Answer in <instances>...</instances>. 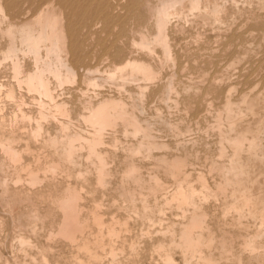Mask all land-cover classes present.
<instances>
[{
	"label": "bare ground",
	"instance_id": "obj_1",
	"mask_svg": "<svg viewBox=\"0 0 264 264\" xmlns=\"http://www.w3.org/2000/svg\"><path fill=\"white\" fill-rule=\"evenodd\" d=\"M35 3L36 0H32V4ZM19 7V0H0V68H2L0 70L5 71L6 74L9 73V77L0 75V96H2L1 101L5 105H9V110L13 114H10L12 116L10 117L13 118L10 122L17 121L20 116L19 126H31L34 137L43 131L45 125L52 130L55 128L63 131L67 138L65 146H67V153L70 156L68 158H71L72 153L76 151H85L87 158L95 157L96 169L92 170L94 171L93 178L96 183H102L101 186L105 183L103 182L105 176L109 175V172L111 173L107 167L112 165H108L107 154L105 155L106 152L104 153L102 149L113 147L115 150L119 144H128L131 157L127 156L130 158L128 164L126 163L127 174L138 178L144 173H141V170L145 168L149 179L147 193L149 194L151 214L149 215L150 223L148 222L149 229L146 233L148 232L150 237L148 238L156 243L159 258L164 264H264V0H46V5L41 6L33 15L22 12ZM65 90L68 92L64 93ZM27 102L34 103L32 108L30 106V109L26 108ZM2 109L3 105H0V111ZM7 122L9 121H4L5 124ZM5 124L3 125L1 122L2 126ZM9 126L11 125L9 124ZM8 127L5 128L8 129ZM21 130L23 131V128ZM3 131L5 132V130ZM45 133L47 134V132ZM45 135L41 134V136ZM53 135L51 134L54 137L51 139L56 140L55 134ZM45 137L48 140V137ZM61 137L59 135V139ZM5 138L6 142L0 138V154L3 152L5 155L7 154L11 162H21L20 148L16 142L14 143L13 138ZM62 138L64 139V137ZM21 140L24 143V139ZM20 143L18 142L22 146ZM25 147L28 150L33 148L28 142ZM50 147L52 146L50 145ZM121 147L125 148L124 145ZM126 148L123 150L124 152ZM22 150H25L24 147ZM34 151L33 153L36 154L37 148ZM42 152H40L41 155ZM126 152L128 154L127 150ZM48 155L50 156L49 153ZM54 155L56 157V154ZM139 156L141 159L138 158ZM40 158L43 159L42 156ZM44 158L46 159V157ZM79 158L77 159L79 160ZM87 158L82 159L87 160ZM37 159H39L38 156ZM86 160L83 162H86L87 165L88 160ZM75 161L76 158H74ZM32 163L29 164L32 165ZM118 163L120 162L118 161ZM26 167L27 179L32 186H35L43 178L41 177L42 173L40 176V171L35 170L37 168L30 169L28 164ZM69 167L71 168V166ZM52 168L51 172L56 169L55 166ZM7 169L4 167L2 171ZM10 171L8 172L10 173ZM15 171L17 172V170ZM53 172L55 171L53 170ZM57 174L55 173V175ZM67 176L62 178L66 179ZM68 177L72 179L70 176ZM76 177L78 178V175ZM1 178L0 180H2ZM53 181L56 182L58 179ZM88 181L86 185H90ZM123 181L125 182L124 178ZM49 183H51V179ZM51 185L49 184L48 187ZM70 185L66 189L63 187L65 192L64 195L61 194L63 197L60 201L54 200L59 202L57 205L62 211V220L60 219L61 223L57 233L72 242L79 240L83 247H87L91 241V236L88 233L93 230V225L97 229L98 237L96 239L103 238L105 220L102 218L107 215L103 214L102 217L96 211L98 202H95L96 209L92 210L91 208V218L83 221L82 212L79 211L81 192L77 187ZM6 186L9 189L8 185ZM85 187L80 188L86 189ZM104 187H106L105 184ZM45 189L47 192L48 189ZM55 189L53 190L55 191ZM7 190L5 188L3 192L1 191L3 194H0V202H4L5 205L7 203L6 206H9L8 204L11 202L8 199L10 196L6 194ZM12 190L9 192L10 195ZM34 193L33 195H36ZM13 195L15 194L13 193ZM39 195L42 196V194ZM31 196L27 197L31 198ZM17 197L15 195L14 199ZM38 197L40 196H37V199ZM18 201L17 199L10 204L12 205L10 208L12 212H10L13 213L10 215L13 221L11 226L17 228V230L14 229L16 232L12 233H16L19 240L16 242L23 246V250L24 245L26 246L32 238L26 237L20 232L22 230H18L24 226V220L18 215L19 209H21ZM33 202L32 206L35 204ZM41 202L44 203L43 200ZM92 202L93 200H91ZM137 202L139 201L137 200ZM43 207L42 205L41 208ZM136 207L139 208L138 205ZM88 208L90 209V207ZM5 209H2L3 212ZM10 209L8 208V210ZM135 209H133L134 212ZM166 209H170L174 217L173 223L178 224L177 228L173 225H168V228L162 226L161 214H166ZM102 211L105 213L103 208ZM113 211L112 213H114ZM85 213L87 212L85 211ZM127 214L129 213L127 212ZM30 215L33 217L32 214ZM133 216L129 215L130 218ZM7 219L10 220V218ZM28 219L30 220V217ZM31 219L34 220V218ZM45 219L48 218L45 217ZM40 220L38 221L40 222ZM43 221L42 223H45ZM120 221L117 219V221L113 220L109 224L107 223V234L110 238L118 237L116 235L120 234L116 228V224ZM162 221L164 222L163 219ZM35 222L32 224L35 225L37 223ZM27 223L25 222L26 225ZM123 223L126 224V222ZM123 223L121 222V224ZM4 224V220L0 219L2 231L5 230ZM35 226L37 227V225ZM170 226L174 228L171 229ZM38 230L44 231L41 228ZM131 231L133 230L131 229ZM51 235L52 233L47 236ZM130 235H132L131 232ZM120 237L122 238V236ZM48 241L50 242V240ZM57 242L56 240L55 243ZM79 244L78 242L77 246ZM139 245L138 242V247ZM27 246H31V244ZM67 246L70 248V245ZM19 250L21 252V249ZM75 250L76 246L74 252ZM3 252H0V264H3V260L6 259L2 257L4 254L1 253ZM26 252L25 250V254L30 258L35 256ZM114 253L113 248L109 254L113 256ZM10 254L13 255L12 249L9 256ZM16 254L13 257H16ZM21 255L18 259L16 257V262L13 264H22L19 260ZM111 255L110 257H112ZM70 257L72 258V256ZM75 258L77 257L75 256ZM26 262L28 264V261ZM111 262L113 263L112 260ZM29 263L31 264V262ZM82 264H94V262L82 261Z\"/></svg>",
	"mask_w": 264,
	"mask_h": 264
},
{
	"label": "rangeland",
	"instance_id": "obj_2",
	"mask_svg": "<svg viewBox=\"0 0 264 264\" xmlns=\"http://www.w3.org/2000/svg\"><path fill=\"white\" fill-rule=\"evenodd\" d=\"M39 3V4H38ZM38 4V5H37ZM40 5V6H39ZM46 5V0H36V3L35 4H32V0H28V1H26V0H19V8L21 9V11L22 12H24V13H26V12H28V14H34V13H36L37 12V10L41 7V6H45ZM29 9V10H28ZM0 69H2V68H0ZM3 70H0V75H2L3 74V76H7V77H9V73L7 72V74H6V72L5 71H3ZM4 74H6V75H4ZM6 77V78H7ZM24 90V89H23ZM60 92H62V91H60ZM66 92H68V91H64V93H66ZM22 93H23V91H22ZM68 94V93H67ZM66 94V95H67ZM65 95V94H64ZM1 97L2 96H0V105H3V109H5L7 112H4L3 111V109H2V111H0V121L2 122V124L4 125L5 123H4V121L6 122V121H11V119H13V118H11L12 116L11 115H13V114H11V111L9 110L10 109V107H9V105L7 104V105H5V103L3 102V101H1L2 99H1ZM3 102V103H2ZM32 103V104H31ZM27 106H26V108L27 109H30V107L32 108V106L34 105V103L33 102H27ZM6 106V107H5ZM8 106V107H7ZM30 106V107H29ZM5 107V108H4ZM8 108V109H7ZM3 113V114H2ZM3 115V117L1 118V116ZM5 114V115H4ZM8 114V115H7ZM11 114V115H10ZM11 116V117H10ZM7 117V118H6ZM10 117V118H9ZM21 117L19 116V119H20ZM19 119L17 120V121H15V120H13L12 122H14L13 124H15V125H13L12 124V122H7L6 124H8V125H6L5 124V126H2L1 125V122H0V127H1V132H0V138H1V140L2 139H4V140H2L3 142H6L7 140H6V138L5 137H10L11 139L13 138L14 139V143L16 142V144L18 145V148H20L19 150H21L20 152V155H22L21 157V162L19 161V162H11V160H10V158L8 157V155L6 154H4V152L2 153V154H0V178H1V175L3 176L1 179L3 180V181H6L7 182V184H6V182H3L2 180H0V181H2L1 183H0V194H3L2 192L5 190V188H6V190L8 189L7 188V186L6 185H8V187H9V191H8V193H7V191H6V194H7V196H10V197H8V199L10 200V202L11 203H14V201L15 200H19L18 202H20V208L21 209H19V211H20V213L18 214L19 216H20V218L22 219V220H24V228L22 227V229L20 228V229H18V230H22V231H20V232H22V234L23 235H25L26 237H29V238H32V240L30 239V242H32V243H28V244H26V246L24 245V249L27 251L26 253L27 254H29V255H35V256H32L31 258H30V256H28V255H26L25 254V250L23 249L22 250V248H23V246L22 245H20V243L19 242H16V241H19L18 240V238L16 237V233L15 234H13L14 232H16V230H17V228H13L14 226L12 225L11 226V224H13V221L11 220V216L10 215H13V213H11L12 211H11V206L12 205H10L11 203H9L8 205L9 206H6L7 205V203H6V205H5V203L3 202V203H1L0 202V210H2V209H5V208H7V209H5L4 210V212H3V210H2V212L0 213V215H2V216H0V219L3 221L4 220V227L3 228H5V230L3 229V231H2V228L0 229V231H2V232H0L1 233V238H0V252H3V250H4V252L3 253H1V254H4L2 257H3V259H4V257L7 259V261H6V259H4L3 260V264H8V262L10 261V264H13V263H15L16 262V257H17V259H18V257L20 258V255H21V259H19V260H21V263L23 264V263H25V264H27V262L26 261H28V264H30L29 262H31V264H35V263H37V264H82V261H84V262H87V261H91V262H94V264H115V263H117V264H121V262H122V264H162L163 263V261L161 260V258H159L160 256H159V253H158V249H157V247H156V243L154 242V240H151V239H149L150 237H149V235L146 233V231L149 229V224H148V222L150 223V219H149V215L151 214L150 212V200H149V194L147 193L148 192V189H149V182H148V176H147V173H146V170H144L145 168H143V170H141V173H143V174H141V176L139 177L138 176V178L136 177V176H134V175H130V174H127V168H126V166H127V164H128V159H130V158H128V157H131L130 155H131V153H130V151H129V147H128V144H125V143H122V144H119V146H117V147H119V148H115V150H114V148L112 147H109V148H103L102 149V151L105 153V155L107 156V161H108V165L109 164H112V165H110V166H108L107 167V170L109 171H111V173L109 172V175L107 174L106 176H105V180H103V182H105V183H103V186H101L102 185V183L101 184H98V183H96V181L94 180L95 178H93L94 177V171H95V169H96V159H95V157L94 156H92V159H91V157L90 158H87V156H86V152L85 151H76V152H73L72 153V155H71V158H68V157H70L69 156V153H67L68 151H67V146H65L66 145V140H67V138L65 137V134H64V132L63 131H61L60 129H55V128H53V130H52V128L50 129V128H48V126L47 125H45L44 126V129H43V131H41V133L38 135V136H36L37 137V139H35L36 137H34L33 136V134H32V131H31V126H29V125H27V127H20L19 126ZM15 122H17V123H15ZM9 124L11 125V126H9ZM18 125V126H17ZM9 126V127H8ZM13 126V127H12ZM16 126V127H15ZM8 127V129H9V131H7L8 129H6V128ZM18 127V128H17ZM19 127H20V129H19ZM3 128H5V129H3ZM16 128V129H15ZM23 128V131L21 130ZM26 128H27V131H26ZM47 128V129H46ZM54 129H55V131H57V132H55L54 131ZM3 130H5V132L3 131ZM14 132H13V131ZM29 130V131H28ZM47 130H49V131H47ZM7 131V132H6ZM11 131V132H10ZM17 131V132H16ZM22 131V132H21ZM51 131V132H50ZM63 133H61V132ZM45 132H47V134H49V135H47ZM49 132V133H48ZM13 133V134H12ZM17 133H19V134H17ZM25 135H24V134ZM26 133H28V134H26ZM44 133V134H43ZM6 134V135H5ZM8 134H10V135H8ZM41 134L42 135H45V136H47L48 138V140H46V137L45 136H41ZM51 134L53 135V134H55V138H56V140L55 139H51V138H54V137H52L51 136ZM2 135V136H1ZM59 135H60V137L62 136V137H64V139L62 140L61 138V140L59 139ZM64 135V136H63ZM5 136V137H4ZM49 136H50V138H49ZM54 136V135H53ZM58 136V137H57ZM3 137V138H2ZM24 137V138H23ZM20 140H19V139ZM66 138V139H65ZM21 139H24V143H23V140H21ZM29 139H30V141H29ZM39 139V140H38ZM50 139V140H49ZM0 140V141H1ZM17 140H18V142L24 147V149L26 150L27 148L25 147L26 146V142H28V144L30 145V147L32 148H34V150H36V148H37V151H36V154L38 153V151H39V153L40 152H42V151H44V150H46V151H44V152H42V155H41V153L39 154H34L33 152H35L34 150H33V148L31 149V150H33V152H31V150H22L23 149V147L22 146H20L19 144H18V142H17ZM28 140V141H27ZM37 140V141H36ZM44 140V141H43ZM58 140V141H57ZM36 141V142H35ZM42 141V142H41ZM46 141V143H44ZM50 143H49V142ZM3 142H1V143H3ZM31 142V143H30ZM35 142V143H34ZM38 142V143H37ZM52 142H53V144H52ZM55 142H56V144H55ZM61 142V143H60ZM49 143V144H48ZM43 144H45V145H43ZM56 146H55V145ZM50 145L52 146V147H50ZM62 145V146H61ZM125 146V148H126V150L128 151V154H127V152H126V150H125V152L123 151L125 148H123V147H121V146ZM0 147H1V145H0ZM45 149H44V148ZM55 147H56V149H55ZM60 147V148H59ZM64 147V148H63ZM41 148H42V150H41ZM40 149V150H39ZM49 149V150H48ZM63 149H65V150H63ZM105 150V151H104ZM121 152H120V151ZM23 151V152H22ZM25 151V152H24ZM28 151H30L29 153H28ZM50 151V152H49ZM54 151V152H53ZM107 151H109V152H107ZM116 151H118L117 152V156H116ZM1 152V151H0ZM27 152V153H26ZM51 152H53V153H51ZM61 152H63V153H61ZM45 153V154H44ZM48 153L50 154V156L48 155ZM66 153V154H65ZM4 154V155H3ZM28 154V155H27ZM34 154V155H33ZM54 154H56V157H55V155ZM3 155V156H2ZM25 155V156H24ZM29 157H27V156ZM33 155V156H32ZM36 155V156H35ZM40 155V156H39ZM44 155V156H43ZM47 155V156H46ZM57 155H58V157H57ZM82 157H81V156ZM125 155H126V157H125ZM24 156V157H23ZM37 156L39 157V159H37ZM42 156V158L43 159H41L40 157ZM72 156H74L73 158H72ZM80 158H79V157ZM83 156H85V157H83ZM112 156H114V157H112ZM116 156V157H115ZM128 156V157H127ZM44 157H46V159L44 158ZM47 157H48V159H47ZM55 159H53V158ZM125 157V158H124ZM4 160H2V159ZM5 158H6V162H5ZM9 158V159H8ZM29 159V160H31V161H29V160H27V159ZM58 158V159H57ZM68 158V159H67ZM74 158H76V161L74 162ZM77 158H79V160L77 159ZM82 158H87V160L86 159H82ZM114 158V159H113ZM127 158V159H126ZM139 159H141V157L139 156L138 157ZM25 159V161H23ZM50 159H52L51 161H50ZM58 161H57V160ZM61 159V160H60ZM64 159V160H63ZM70 159V160H69ZM82 159V160H81ZM89 159H90V161H89ZM122 159H124V160H122ZM27 160V161H26ZM37 160H39V161H37ZM44 162H43V161ZM48 160V161H47ZM66 160H68V161H66ZM81 160V161H80ZM87 161V165H86V162H83V161ZM91 160H92V162H91ZM112 160H114L115 161V164H114V161H112ZM122 160V161H121ZM5 162V163H7L8 165H10V166H8L7 164H5V163H3V162ZM29 161V162H28ZM37 161V162H36ZM41 161V162H40ZM50 161V162H49ZM55 161H57V162H55ZM60 161V162H59ZM62 161V162H61ZM72 163H71V162ZM78 161V162H77ZM118 161L120 162V163H118ZM125 161V162H124ZM10 162V163H9ZM23 162V163H22ZM33 162V163H32ZM34 162H35V165H34ZM47 163L46 165L44 164V163ZM94 162V163H93ZM109 162H111V163H109ZM121 162H122V164H121ZM17 163V164H16ZM19 163H21V164H19ZM29 163H32V165L31 164H29ZM50 163H52V164H54V165H52V164H50ZM71 163V164H70ZM75 163H79V164H75ZM127 163V164H126ZM3 164V165H2ZM12 164V165H11ZM14 164H15V166H14ZM26 164H28L29 166H30V169H33V168H37V169H35V170H37V172H39L40 171V176H41V173H42V176L41 177H43L42 179H41V181L39 182V183H37L35 186L33 185L32 186V184H30L29 183V180L27 179V171H26ZM49 164H50V166H49ZM65 166H63V165ZM91 164V165H90ZM93 164V165H92ZM120 164V165H119ZM125 164V165H124ZM8 167V169H7V167ZM18 165H20V166H17ZM22 165V166H21ZM25 165V166H24ZM33 165H34V167H33ZM36 165H38V166H36ZM43 165H44V167H43ZM57 165V166H56ZM67 165H69V166H71V168L68 166L67 167ZM2 166V167H1ZM14 166V167H13ZM31 166H32V168H31ZM36 166V167H35ZM42 166V167H41ZM47 166V167H46ZM54 168V166L56 167V169H53L52 167ZM95 166V167H94ZM123 166V167H122ZM4 167H5V169H7V170H4V171H2L3 169H4ZM12 167V168H11ZM16 167V168H15ZM26 167V168H25ZM46 167V168H45ZM48 167H49V169H48ZM61 167V168H60ZM64 167V168H63ZM80 167V168H79ZM86 167H87V170H86ZM117 167V168H116ZM3 168V169H2ZM10 168H11V171H10ZM39 168V169H38ZM42 168H43V170H46V171H43L42 170ZM51 168L55 171V172H53V170H52V172H51ZM68 169V170H64V169ZM69 168H70V170H69ZM92 168V169H91ZM95 168V169H94ZM123 168V169H122ZM21 169V170H20ZM47 169H48V171H49V173H48V171H47ZM63 171H62V170ZM72 169V170H71ZM89 169H91V170H89ZM94 169V171H92ZM125 169V170H124ZM15 170H17V172L15 171ZM39 170V171H38ZM43 172H42V171ZM57 170V171H56ZM59 170H61V171H59ZM79 170V171H78ZM84 170V171H83ZM122 170H124V171H126V172H124V171H122ZM8 171H10V173L8 172ZM25 171V172H24ZM69 171V172H68ZM83 173H82V172ZM89 171V172H88ZM7 172H8V174H7ZM14 172V173H13ZM19 172H20V174H19ZM59 172V173H58ZM68 172V173H67ZM73 172V173H72ZM77 172V173H76ZM113 172V173H112ZM23 175H22V174ZM24 173H25V175H24ZM45 173V174H44ZM46 173H48L47 174V176H46ZM55 173L57 174V175H55ZM62 173H63V175H62ZM72 173V174H71ZM81 173V174H80ZM90 173V175H88ZM119 173V174H118ZM12 174H14V175H12ZM67 174H68V176H70L72 179H70L68 176H67ZM70 174V175H69ZM91 174H93V175H91ZM124 174V175H123ZM126 174V175H125ZM17 175V176H16ZM19 175L21 176L22 175V177H25V178H22V177H19ZM52 175V176H51ZM53 175H55V176H53ZM76 175H78V178L76 177ZM81 175V176H80ZM85 175V176H84ZM124 178V180H125V182L123 181V178L121 177V176ZM131 177H130V176ZM12 176V177H11ZM13 176H14V178H13ZM48 176H50V177H48ZM59 176V177H58ZM65 176H67L66 177V179H64L65 178ZM113 176V177H112ZM125 176V177H124ZM136 177L137 178V180H136V178L134 179V177ZM145 176H147V177H145ZM9 177V178H8ZM16 177V178H15ZM18 177V178H17ZM55 177V178H54ZM58 177V178H57ZM61 177V178H60ZM62 177H64V178H62ZM76 177V178H75ZM87 177H88V179H87ZM93 179H92V178ZM129 177V178H128ZM142 177H145V178H143L142 179ZM4 178V179H3ZM6 178V179H5ZM8 178V179H7ZM22 178V179H21ZM44 178H46L47 180L49 179V181H47L46 179H44ZM58 179V181H53V180H57ZM85 178H86V181H85ZM118 178V179H117ZM140 178V179H139ZM10 179H11V181H10ZM12 179H13V181H12ZM50 179H51V183H49L50 182ZM60 179V180H59ZM64 179V180H63ZM76 179V180H75ZM80 179V180H79ZM82 179V180H81ZM139 179V180H138ZM10 181V182H8V181ZM15 180V181H14ZM17 180V181H16ZM27 180H28V182H27ZM43 180H45V181H43ZM78 180V181H77ZM88 180H90V181H88ZM121 180V181H120ZM134 180H135V182H134ZM141 180V181H140ZM144 180H146V181H144ZM62 181H64V183H62ZM69 182V183H67V182ZM87 181H88V184L90 183V185H86L87 184ZM95 181V182H94ZM120 181V182H119ZM137 181V182H136ZM23 182H24V184H23ZM66 182V183H65ZM83 182V183H82ZM119 182V183H118ZM122 182H123V184H122ZM134 182V183H133ZM138 182H140L139 184H138ZM13 183H15V184H13ZM19 183H20V185H19ZM23 185H22V184ZM27 183H29V184H27ZM41 183H43L44 184V186H42L43 184H41ZM53 183V184H52ZM73 183V184H72ZM81 183H82V185H81ZM93 183V184H92ZM108 183H110V184H108ZM130 184V185H128V184ZM6 184V185H5ZM12 184H13V187H14V185H19V186H15V188H13L12 187ZM45 184H47V185H45ZM51 185V186H49L48 187V185ZM56 184V185H55ZM66 184H67V186H66ZM71 184V185H70ZM104 184H105V186L106 187H104ZM107 184V185H106ZM117 186H116V185ZM121 186H120V185ZM11 185V186H10ZM27 185V186H26ZM38 185H39V188H37L38 187ZM71 186V187H77L78 188V190L81 192V194L80 195H82L81 196V198H83V199H81L80 198V200H82V201H80L79 200V211H80V213H81V217H83V221L85 220H89L90 218H91V213H92V210H95L96 209V203L98 202V205H97V212L103 217V214H104V216H106L105 218L103 217L102 219L103 220H105V224L103 225V229H104V231H105V234L103 233V238L102 237H99V240L101 241V242H98L99 240L98 239H96L98 236L96 235V233H97V229H96V227L93 225V230L91 231V233L89 232L88 234H89V236H94L93 238H91L90 237V239H91V241L89 242V244H88V246L87 247H83V244H81V241H76V242H72L71 240H67V239H65L64 237H62L60 234H58L57 232H58V230H59V225H60V223H61V220H62V211H61V209H60V206L59 205H57V204H59V202L57 203L56 201L57 200H59L60 201V199H61V197H63L62 195H64V192H65V189L68 187V186ZM75 185V186H74ZM97 185V186H96ZM112 185V186H111ZM119 185V186H118ZM145 185V186H144ZM1 186H3V187H1ZM6 186V187H5ZM20 186H22V187H20ZM29 186H31L30 188H28ZM42 186V187H41ZM54 188H53V187ZM57 186V187H56ZM85 187L86 189H84V188H80V187ZM109 186V187H108ZM11 187V188H10ZM20 187V188H19ZM36 187V188H35ZM60 187V188H59ZM65 189H64V188ZM89 187V188H88ZM95 187V188H94ZM97 187H100V188H97ZM133 187V188H132ZM145 189H144V188ZM17 188V190H15ZM18 188H19V190H18ZM26 188H27V190L29 189V191H27L26 190ZM45 189V188H47L48 190H47V192H46V189L45 190H43V189ZM56 188V189H55ZM58 188V189H57ZM64 190H63V189ZM104 188H106L105 190H104ZM108 188V189H107ZM111 188V189H110ZM115 188V189H114ZM119 188V189H118ZM124 188V189H123ZM126 188V189H125ZM136 188V189H135ZM13 189V190H12ZM32 189V191H31V193H29L30 192V190ZM39 190V191H35V190ZM53 189H55V191L53 190ZM82 189H84V190H82ZM121 189V190H120ZM129 189H130V191H129ZM133 189H134V191H133ZM147 189V190H146ZM11 190L13 191L12 193H11V195H10V193L9 192H11ZM15 190V191H14ZM41 190H43V191H41ZM97 190V191H96ZM102 190V191H101ZM113 190V191H112ZM2 191V192H1ZM20 191V192H19ZM24 191V192H23ZM26 191V192H25ZM51 191H54V192H51ZM58 191H60L61 193H59ZM90 191V192H89ZM95 191V192H94ZM101 191V192H100ZM120 193H119V192ZM133 191V192H132ZM136 191V192H135ZM18 192V193H17ZM36 193V195L37 196H40V197H42L43 195H44V197H42L41 198V200H39L40 199V197H38V199H37V196L36 195H33V193ZM42 192H44V193H42ZM48 192H49V194H48ZM88 192V193H87ZM92 192V193H91ZM97 192V193H96ZM109 192V193H108ZM111 192V193H110ZM127 192V193H126ZM13 193L16 195V197H17V199L15 198L14 199V197H15V195H13ZM17 193V194H16ZM21 193H22V195H21ZM34 193V194H35ZM94 193V194H93ZM126 193V194H125ZM134 193V194H133ZM144 193V194H143ZM26 194H28V195H26ZM39 194H42V196L41 195H39ZM47 194H48V196H50L49 197V200H48V196H47ZM54 194H55V196H54ZM59 196V195H61L60 197H58L57 195ZM86 194H88V195H86ZM100 194H102V195H100ZM104 194H105V197H104ZM118 194V195H117ZM124 194V195H123ZM146 194V195H145ZM25 195V196H24ZM32 195V196H31ZM86 195V196H85ZM92 195V196H91ZM117 195V196H116ZM139 195H141V196H139ZM142 195H144L146 198H147V200H146V198L144 197V196H142ZM148 195V196H147ZM1 196V195H0ZM12 196V197H11ZM30 197L31 196V198H28V197ZM46 196V197H45ZM99 196V197H98ZM123 196H125V197H123ZM22 198V201H21V198ZM33 197V198H32ZM55 197V198H54ZM91 197V198H90ZM98 197V198H97ZM109 197V198H108ZM119 197H121V198H125V199H119ZM132 197V198H131ZM135 197V198H134ZM36 198V199H35ZM47 199V200H45V199ZM53 198V199H52ZM89 198V199H88ZM101 198H103L101 201H100V199ZM106 198H108L107 200H106ZM113 198V199H112ZM117 198V199H116ZM131 198V199H130ZM13 200V202H12V200ZM25 199V200H24ZM29 199H31V200H34V201H37V202H33V201H31V200H29ZM51 199V200H50ZM56 199V201H54ZM84 199H85V201H84ZM119 199V200H118ZM127 199H128V201H127ZM136 201H135V200ZM43 200V202L45 203H43L42 204V201ZM91 200H93V202L91 203ZM97 200V201H96ZM112 200H113V203H112ZM117 201V204H116V201ZM130 200H131V202L132 201H135V202H130ZM137 200L139 201V202H137ZM141 200V201H140ZM143 200V201H142ZM145 200V201H144ZM25 203H24V202ZM28 201V202H27ZM50 201H52L50 204H49V202ZM88 203H87V202ZM90 201V202H89ZM109 201V202H108ZM115 201V202H114ZM120 201H124V202H120ZM126 201L128 202V204L126 203ZM148 203H147V202ZM30 202V203H29ZM32 202H33V206H32ZM38 202H39V204H38ZM41 202V203H40ZM56 202V203H55ZM96 202V203H95ZM130 202V203H129ZM22 203V204H21ZM84 203H86V204H84ZM100 203V204H99ZM110 203V204H109ZM118 203H119V205H118ZM120 203H122V204H120ZM123 203H125V204H123ZM135 203V205H133ZM143 203V206H141V204ZM3 206H2V205ZM48 204V205H47ZM116 206H118V207H116ZM24 205V206H23ZM38 205V206H37ZM44 206L43 208H41V206ZM54 205V206H53ZM90 205V206H89ZM92 205V206H91ZM103 205V207H101ZM139 206V208L138 207H136V206ZM147 205H149V206H147ZM23 206V207H22ZM35 206H37V207H35ZM86 206V207H85ZM106 206H108V207H106ZM128 206V207H127ZM130 206V207H129ZM146 208H145V207ZM3 207V208H2ZM57 207V208H56ZM88 207H90V209L88 208ZM95 207V208H94ZM105 207H106V210H105ZM112 209H111V208ZM125 209H124V208ZM135 207H136V209H135ZM141 207V208H140ZM8 208L10 209V210H8ZM56 208V209H55ZM86 208V209H85ZM88 208V209H87ZM91 208H92V210H91ZM100 208V209H99ZM102 208H103V210H104V212L105 213H102L103 211H102ZM121 208H122V211H121ZM36 211H35V210ZM39 209V210H38ZM83 209V210H82ZM99 209V210H98ZM117 209V210H116ZM127 209H129L128 211H127ZM130 209H135V212H134V210H133V212H131L132 210H130ZM21 210H22V212H21ZM25 210V211H24ZM33 210V211H32ZM101 210V211H100ZM114 210V211H113ZM118 210H119V212H118ZM136 210H137V212H136ZM147 212H146V211ZM167 210V211H166ZM165 210V212H166V214L165 213H163V214H161V222H162V226L163 227H165V228H168V225H173V226H175V228H177L178 227V224H176L175 225V222L173 223V220H174V217H173V215L171 214V212H170V209L168 210V209H166ZM7 211L9 212L8 214H7ZM11 211V212H10ZM24 211V212H23ZM47 211H48V213H47ZM61 211V212H60ZM85 211L87 212V213H85ZM112 211L114 212V213H112ZM117 211V212H116ZM127 211L129 214H127V212L125 213V212ZM144 211H145V213H144ZM6 212V213H5ZM32 212V213H31ZM34 212V213H33ZM42 212V214H40ZM52 212H54V213H52ZM107 212V213H106ZM124 212V213H123ZM32 214V216L33 217H31V215L30 214ZM56 213H58V214H56ZM118 215H120V216H118ZM121 213H123L124 214V216H123V214H122V216H121ZM136 213H139V214H136ZM28 214V215H27ZM34 214V215H33ZM47 214V215H46ZM86 214H88L87 216H85ZM126 214V215H125ZM142 216H141V215ZM165 214V215H164ZM27 216L28 218L30 217V220L25 216V217H23V216ZM44 215V216H43ZM89 215H90V217H89ZM111 215H113L112 216V221L113 220H115V221H117V219H118V221H120V223H117L115 226H116V228L119 230H117L118 232H120V234H118V235H116V236H118V237H115V236H113V237H111L110 238V236H108V234H107V229H108V224H109V222H112L111 221ZM116 215V216H115ZM129 215L130 216H133L132 218H134L133 220H132V218H130L129 217ZM137 215V216H136ZM148 215V216H147ZM164 215V216H163ZM169 215V216H168ZM8 216V217H7ZM22 216V217H21ZM36 216V217H35ZM38 216V217H37ZM48 216V217H47ZM53 216H54V218H53ZM56 216V217H55ZM59 216V217H58ZM126 216V217H125ZM140 216V217H139ZM2 217H4V218H2ZM45 217L46 218H48V219H45ZM61 217V218H60ZM87 217H88V219H87ZM108 217V218H107ZM117 217V218H116ZM121 217H122V219H121ZM124 217V218H123ZM142 217V218H141ZM146 219H145V218ZM7 218H10V220L9 219H7ZM31 218H34V220L37 222L38 220H40V222H39V224H38V222L36 223L33 219H31ZM43 218V219H42ZM114 218H116V219H114ZM126 218V219H125ZM130 218V219H129ZM138 218V219H137ZM26 219H28V220H26ZM53 219H54V221H53ZM61 219V220H60ZM107 219V220H106ZM108 219H110V220H108ZM130 221H129V220ZM142 219V220H141ZM149 219V220H148ZM162 219L164 220V222L162 221ZM44 220V221H43ZM53 222H52V221ZM127 220H128V222H130L131 223V225H129L130 223H128L127 222ZM134 220H136V221H134ZM139 220V221H138ZM145 220V221H144ZM166 220V221H165ZM171 221V223H170V221ZM6 221V222H5ZM8 221H9V223H8ZM32 221V222H31ZM42 221L43 222H45V223H42ZM134 222V224H133V222ZM25 222L27 223V225L25 224ZM36 223L35 225H37V227L34 225V224H32V223ZM121 222L123 223V222H126V224H121ZM144 222V223H143ZM167 222V223H166ZM50 223H52V224H50ZM55 223H58V224H55ZM108 223V224H107ZM127 223H128V225H127ZM138 223H139V225H138ZM169 223V224H168ZM173 223V224H172ZM49 224V225H48ZM53 224H55V225H53ZM119 224V225H118ZM134 226H133V225ZM145 224V225H144ZM38 225H39V227H38ZM49 227H48V226ZM52 227H51V226ZM105 225H107V226H105ZM121 225V226H120ZM122 225H123V228H122ZM142 225V226H141ZM25 226H26V229H25ZM41 226V227H40ZM57 228H56V227ZM124 226H126V227H124ZM131 226V227H130ZM139 226V227H138ZM171 226L169 227V228H171ZM28 227V228H27ZM31 227H32V229H31ZM34 227H35V229H34ZM46 227V228H45ZM50 228V229H48V228ZM128 227H130V228H128ZM135 227V228H134ZM138 228V230H137V228ZM142 227H144V228H142ZM146 227V228H145ZM13 228V229H12ZM43 229L44 231H40V230H38V229ZM95 228V229H94ZM125 228V229H124ZM174 228V227H173ZM173 228H171V229H173ZM14 229H16V230H14ZM54 231V233H53V231ZM131 229L133 230V231H131ZM145 229V230H144ZM11 232H10V231ZM33 230V231H32ZM36 230H38L37 232H39V233H37L36 232ZM46 230V231H45ZM50 230V231H49ZM124 230H125V232H124ZM127 230V231H126ZM137 230V231H136ZM141 230H142V232H141ZM9 231V232H8ZM14 231V232H13ZM94 231V232H93ZM128 231H130L131 232V234L132 235H130V232H128ZM13 232V233H12ZM28 232V233H27ZM30 232H31V234H30ZM35 232V233H34ZM93 232V233H92ZM141 234H140V233ZM11 233V234H10ZM49 233V234H48ZM52 233V235L51 236H47V235H50ZM56 233V234H55ZM124 235H122V234ZM125 233H127L126 234V236H125ZM134 233V234H133ZM143 233V234H142ZM6 234V235H5ZM40 234V235H39ZM43 234V235H42ZM45 234V235H44ZM47 234V235H46ZM92 234V235H91ZM107 234V235H106ZM129 234V235H128ZM139 234V235H138ZM145 234V235H144ZM28 235V236H27ZM59 235H60V237H59ZM148 235V236H147ZM14 236V237H13ZM31 236V237H30ZM44 238H43V237ZM47 236V237H46ZM54 238H53V237ZM120 236H122V238L120 237ZM129 236H130V238H129ZM144 236V237H143ZM39 238V239H36V238ZM115 237V238H114ZM139 237H140V239H139ZM143 237V238H142ZM149 237V238H148ZM7 238V240H5ZM14 238V239H13ZM17 238V239H16ZM62 238V239H61ZM108 238V239H107ZM126 238V239H125ZM129 238V239H128ZM55 241H54V240ZM107 239V240H106ZM125 239V240H124ZM11 240V241H10ZM48 240H50V242L48 241ZM56 240L58 241L57 243H55L56 242ZM63 240V241H62ZM96 240H98V241H96ZM105 240H106V242H105ZM118 240V241H117ZM120 240V241H119ZM129 240V241H128ZM150 240V241H149ZM7 241V242H6ZM38 241V242H37ZM44 241V242H43ZM95 241V242H94ZM133 241H135V242H133ZM4 242H6V243H4ZM10 242V243H9ZM70 242V243H69ZM78 242L80 243L78 246H77V244H78ZM92 242V243H91ZM115 242H116V244H115ZM118 242H119V244L120 245H123V246H120L119 244H118ZM138 242H139V247H138ZM144 242V243H143ZM145 242H146V244H145ZM2 243V244H1ZM18 243V244H17ZM33 243H35L34 245H33ZM111 243H113L112 245H111ZM126 243V244H125ZM134 245H133V244ZM7 244V245H6ZM12 245V247H11V245ZM29 244H31V246H27V245H29ZM49 244H50V247L48 248V246H49ZM76 244V245H75ZM115 244V245H114ZM145 244V245H144ZM7 247H6V246ZM15 245H16V247H15ZM18 245V246H17ZM33 245V246H32ZM38 245V247L39 248H42V249H39L38 247H36ZM67 245H70V248H69V246H67ZM74 247H73V246ZM91 247H90V246ZM93 245V246H92ZM102 245V246H101ZM105 245V246H104ZM125 245H126V247H125ZM143 247H142V246ZM150 245V246H149ZM152 245V246H151ZM3 246V247H2ZM21 246V247H20ZM44 246H46V247H44ZM61 246V247H60ZM72 246V247H71ZM75 246H76V250H75V252H74V249H75ZM79 246H81V247H79ZM96 246H97V248H96ZM100 246V247H99ZM107 246V247H106ZM111 248H110V247ZM114 246V247H113ZM117 246V247H116ZM129 246V247H128ZM138 248H136V247ZM140 246H141V248H140ZM145 246H146V248H145ZM6 247V248H5ZM10 247H11V249H12V252H13V255L11 256V254H10V256H9V253H11V249H10ZM19 247V248H18ZM29 247V248H28ZM31 247V248H30ZM33 247H35V248H33ZM78 247V248H77ZM93 247V248H92ZM100 248V251H99V248ZM103 247V248H102ZM106 247V248H105ZM119 247V248H118ZM14 248H15V250H14ZM33 248V249H32ZM37 248V249H36ZM44 248V249H43ZM51 248H53V249H51ZM62 248V249H61ZM72 248V249H71ZM79 248H80V251H79ZM82 248V249H81ZM90 248V249H89ZM110 248V249H109ZM114 248V255L112 256L111 254H109L110 252H111V249H113ZM118 248V249H117ZM124 248V249H123ZM127 248H128V250H127ZM130 248V249H129ZM135 248H136V251H135ZM149 248V249H148ZM19 249H21V252H20V250ZM39 249V250H38ZM56 251H55V250ZM61 251H60V250ZM85 249V250H84ZM98 249V250H97ZM108 249V250H107ZM116 249H117V251H116ZM121 249V250H120ZM132 249H134V250H132ZM141 249H143V250H141ZM35 250V251H34ZM41 250V251H40ZM58 250V251H57ZM82 250V251H81ZM121 251V253H120V251ZM139 250V251H138ZM155 252H154V251ZM8 251H9V253H8ZM23 251H24V253H23ZM42 251L44 252L43 254L45 255H43L42 254ZM46 251V252H45ZM54 251V252H53ZM95 252V254H94V252ZM97 251H98V253H97ZM103 251V252H102ZM105 251H106V253H107V251H109L107 254L105 253ZM123 251H124V253H123ZM125 251H127V252H125ZM53 252V253H52ZM78 252V253H77ZM83 252V253H82ZM128 252H129V254H128ZM133 252V253H132ZM136 252V253H135ZM146 252H147V254H146ZM17 253V254H16ZM38 253V254H37ZM62 253V254H61ZM63 253H65V254H63ZM72 253V254H71ZM93 253V254H92ZM98 255H97V254ZM101 253H104V254H101ZM117 253V254H116ZM119 253V254H118ZM123 253V254H122ZM132 253V254H131ZM152 254L151 256H150V254ZM6 254V255H5ZM14 254H16V257H13V256H15ZM61 254V255H60ZM68 254V255H67ZM87 254H88V256H87ZM90 254V255H89ZM101 254V255H100ZM121 254V255H120ZM128 256H127V255ZM139 254V255H138ZM140 254H141V257H140ZM154 254H155V258H154ZM43 255V256H42ZM67 255V256H66ZM73 255H74V257H73ZM77 255H79V256H81L82 255V257H79V256H77ZM103 255V256H102ZM109 255V256H108ZM110 255L112 256V257H110ZM117 255V256H116ZM120 255V257H118ZM135 255V256H134ZM24 256H25V258H24ZM27 256V257H26ZM50 256V258H48ZM54 256V257H53ZM56 256H58V257H56ZM69 256V257H68ZM70 256H72V258L70 257ZM75 256L77 257V258H75ZM101 256V257H100ZM8 257V258H7ZM14 258L15 259V261H13L14 259H12V258ZM35 257H36V259L38 260H36L35 259ZM41 257V258H40ZM45 257V258H44ZM69 259H68V258ZM85 257V258H84ZM88 257V258H87ZM103 257H105L104 258V260H105V262H104V260H103ZM117 257V258H116ZM135 257H137V258H135ZM140 257V258H139ZM149 257H151V258H149ZM10 258V259H9ZM30 258V259H29ZM33 258V259H32ZM42 258H44L43 260H42ZM47 258V259H46ZM56 258V259H55ZM61 258H63V259H61ZM75 260H74V259ZM93 258H95V259H93ZM108 260H107V259ZM109 258H111V259H109ZM117 260H116V259ZM156 258H158V259H156ZM8 259H9V261H8ZM24 259H25V261H24ZM45 259H46V261L48 262H46L45 261ZM57 259H58V262H57ZM66 259V260H65ZM73 259V260H72ZM77 259V260H76ZM100 259V260H99ZM114 259H115V261H114ZM127 259V260H126ZM132 259V260H131ZM150 259V260H149ZM156 259V260H155ZM35 260H36V262H35ZM55 260V261H54ZM80 262H79V261ZM97 260V261H96ZM100 262H99V261ZM111 260L113 261V263L111 262ZM126 260V261H125ZM130 262H129V261ZM139 260V261H138ZM151 260H153V261H151ZM161 260V261H160ZM13 261V262H12ZM23 261V262H22ZM51 261V262H50ZM69 261H71V262H69ZM74 261H76V262H74ZM118 261V262H117ZM119 261H120V263H119ZM150 263H149V262ZM12 262V263H11ZM44 262V263H43ZM55 262H57V263H55ZM62 262V263H61ZM74 262V263H73ZM97 262V263H96ZM103 262V263H102ZM115 262V263H114ZM132 262V263H131ZM157 262V263H156ZM164 264V263H163Z\"/></svg>",
	"mask_w": 264,
	"mask_h": 264
}]
</instances>
